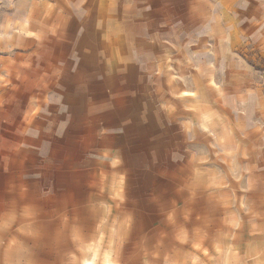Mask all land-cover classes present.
Returning <instances> with one entry per match:
<instances>
[{"label":"crops","instance_id":"1","mask_svg":"<svg viewBox=\"0 0 264 264\" xmlns=\"http://www.w3.org/2000/svg\"><path fill=\"white\" fill-rule=\"evenodd\" d=\"M3 6L21 81L57 120L46 134L60 142L77 104L91 121L103 196L88 199L138 264H264V0Z\"/></svg>","mask_w":264,"mask_h":264},{"label":"rangeland","instance_id":"2","mask_svg":"<svg viewBox=\"0 0 264 264\" xmlns=\"http://www.w3.org/2000/svg\"><path fill=\"white\" fill-rule=\"evenodd\" d=\"M6 11L0 7V206L10 203L1 198L17 200V218L5 219L0 211L7 232L1 238L0 264L143 263L129 248L133 240L123 244L115 234L105 207L91 208L88 196L103 195L95 183L99 169L86 164L95 138L81 105H76L80 120L67 122L70 129L60 142L57 135L46 134L57 120L43 119L52 113L42 110L40 88L21 81L26 58L3 41L10 36ZM50 109L58 112V106ZM78 176L84 181L81 194L73 184Z\"/></svg>","mask_w":264,"mask_h":264}]
</instances>
